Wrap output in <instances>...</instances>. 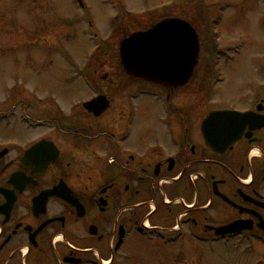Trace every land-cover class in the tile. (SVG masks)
Segmentation results:
<instances>
[{
  "label": "flooded vegetation",
  "instance_id": "af4514ba",
  "mask_svg": "<svg viewBox=\"0 0 264 264\" xmlns=\"http://www.w3.org/2000/svg\"><path fill=\"white\" fill-rule=\"evenodd\" d=\"M62 63L58 91L36 77L35 93L2 95L0 264H176L230 243L264 252V94L218 105L196 67L183 87L151 85L107 47ZM224 110L258 119L221 153L202 122ZM231 225L237 234L215 232Z\"/></svg>",
  "mask_w": 264,
  "mask_h": 264
},
{
  "label": "rangeland",
  "instance_id": "374dc122",
  "mask_svg": "<svg viewBox=\"0 0 264 264\" xmlns=\"http://www.w3.org/2000/svg\"><path fill=\"white\" fill-rule=\"evenodd\" d=\"M81 2L83 9L73 0H0V104L2 95L8 94V91L3 94L7 87L17 81L22 83L13 94L35 93L32 90L37 88L34 79L37 76L43 80L37 81L42 93L58 91L60 85L50 72L54 75L62 72L63 77H67L62 62L83 61L85 52L92 46L91 39L85 34L87 21L83 14L92 20L95 34L104 37L116 8L119 14L116 35L114 32L108 50L116 49L129 33L168 17L184 19L202 35L205 25L216 24L219 53L214 50L211 62L219 67L223 82L210 93L217 97V104L232 107L244 103L249 95L264 93V0ZM170 2L167 8L160 10ZM123 11L134 16H127ZM208 58L209 51H201V62ZM106 60H113V56ZM197 76L201 77V74L198 72ZM206 85L200 87L203 93L207 90ZM142 124H146L145 120ZM255 249L259 247L252 250L243 246L238 250L229 245L222 256L221 249L216 248L213 253L205 254L213 257H199L200 260L198 257H181L180 264H259L261 257L254 254Z\"/></svg>",
  "mask_w": 264,
  "mask_h": 264
},
{
  "label": "water",
  "instance_id": "95a60500",
  "mask_svg": "<svg viewBox=\"0 0 264 264\" xmlns=\"http://www.w3.org/2000/svg\"><path fill=\"white\" fill-rule=\"evenodd\" d=\"M119 53L122 65L130 75L153 83L177 86L184 84L191 74L197 59L198 43L186 24L168 20L149 32L131 35L120 44ZM232 115L226 112L213 114L204 126L210 122H225Z\"/></svg>",
  "mask_w": 264,
  "mask_h": 264
}]
</instances>
